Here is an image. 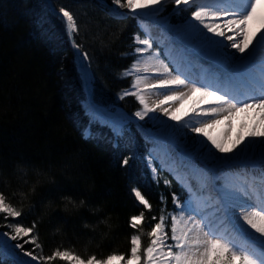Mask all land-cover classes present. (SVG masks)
<instances>
[{"label":"trees","instance_id":"1","mask_svg":"<svg viewBox=\"0 0 264 264\" xmlns=\"http://www.w3.org/2000/svg\"><path fill=\"white\" fill-rule=\"evenodd\" d=\"M52 5L55 11L46 0H0V194L22 211L15 219L0 214V232H11L15 223L28 227L35 222L45 256L59 247L82 258L123 254L127 259L134 232L129 220L143 210L132 189L138 188L152 205L145 210L141 250L157 222L151 217L158 219L165 207L164 214L173 211V193L182 202L187 195L168 175L158 185L152 179L146 166L149 145L134 124L113 147V132L86 114L75 53L53 13L62 6L76 17L77 42L95 71V101L131 116L140 105L132 96L120 100L119 94L133 78L120 76L136 59L134 36L141 33L135 18H114L97 0H52ZM190 14L182 11L172 22L184 23ZM133 154L122 166V159ZM33 187L27 197L20 194ZM161 195L167 197L166 206ZM66 196L77 203L83 198L85 205L76 208L61 199ZM105 218L107 225L100 223ZM0 264L11 263L0 258ZM51 264L67 262L57 258Z\"/></svg>","mask_w":264,"mask_h":264},{"label":"snow or ice","instance_id":"2","mask_svg":"<svg viewBox=\"0 0 264 264\" xmlns=\"http://www.w3.org/2000/svg\"><path fill=\"white\" fill-rule=\"evenodd\" d=\"M115 5L111 13L120 18H127L130 13L134 17L139 15H151L163 11L168 4L174 6V11L191 10L190 18L186 20L177 35L181 43L194 42L195 48L205 57L215 61L223 72L214 81L204 82L192 80L179 67L175 70L170 68L160 53L153 50V40L150 35L143 38L135 34L134 43L138 46L134 49L136 59L132 65L125 69L120 78L133 77L130 86L119 94V99L124 100L128 96L134 97L140 108L133 115L139 120H144L150 113L158 109L170 120L175 121L181 128L188 129L195 134L194 143L198 150L206 153L209 161H215L217 166L228 168L237 162V158L249 145L259 142L264 146V131H253L244 140V147L232 153V149H225L223 145L214 139L208 132L209 128L221 123V118L229 119L236 112L249 109H259L264 113V16L260 17L261 30L251 37L249 25L256 19L257 6L261 0H111ZM183 6V7H182ZM127 9V13L119 10ZM58 16L65 27L71 47L78 61V75L86 92L85 103L93 120L108 125L117 138L113 147H118V140L123 136L124 127L130 122L131 117L119 108L102 107L95 101L96 77L92 72L91 57L87 51L82 50V44L77 42L80 28L75 15L65 7H59ZM261 55L257 59V49ZM235 51H230V50ZM126 55V54H125ZM152 65L153 73H147V66ZM151 79L152 83H147ZM144 87H141V84ZM186 89L187 91H181ZM157 92L165 99L155 106H149L145 100V94ZM199 94L205 100L206 107L194 108L192 115L186 120H181L163 105L169 101H182L189 95ZM155 123L163 127L155 133H149L156 143H166L174 138L177 129L174 125L156 116L149 117ZM264 119V116H262ZM142 127V125L140 126ZM91 135V133H87ZM215 149V152L213 151ZM223 155L217 156L216 153ZM132 156L122 159V166H127ZM264 172V159L260 161ZM146 166L151 170L152 179L159 184V172L153 163V157L149 152L146 158ZM177 179L187 188L191 198L182 202L173 193V211L166 212V207L161 209V215L151 226L147 235L150 243L141 250V229L147 218L145 210L150 211L152 205L138 188L132 192L136 201L143 206L138 215H132L129 226L134 230L130 237V252L127 255H108L100 259L96 255L82 258L68 250L56 248L50 255H43V246L38 242V233L35 231L37 224L25 227L20 223L10 225L11 232L0 233V258L3 254L14 257L16 264H51L59 258L67 264H112L120 260L123 264H264V209L257 208L255 211H246V207L237 203L240 197H249V191L243 187L235 188L224 196L225 203L216 211L222 214L219 224L214 223L205 211L202 198L196 195L190 184L179 175ZM170 186V181H164ZM247 183V182H246ZM264 183V180L261 181ZM253 183L248 184V189L255 193ZM161 203L167 205V197L161 195ZM239 209L242 219L247 228L242 226L243 231L236 227L235 236L242 242L236 243L227 229H221L220 225L225 220H232L235 215L234 209ZM0 214L4 219H13L22 216V211L6 203L4 194H0ZM246 234V235H245ZM11 241H17L15 244ZM25 245H31L26 249ZM19 250L17 252L16 250ZM40 250L37 252V250ZM22 254V255H21ZM23 257V258H22Z\"/></svg>","mask_w":264,"mask_h":264},{"label":"bare ground","instance_id":"3","mask_svg":"<svg viewBox=\"0 0 264 264\" xmlns=\"http://www.w3.org/2000/svg\"><path fill=\"white\" fill-rule=\"evenodd\" d=\"M191 10H189V11H191ZM160 14L162 15V13L159 12V13H153L151 15H145V16L147 17L148 21H152V19H150V18H152L153 16L159 17ZM261 16H264V0H261V3L257 6L256 19L253 20L252 23L249 25L248 33H249L250 37L253 34H255L261 30V24H260V17ZM153 25L156 26L157 28L164 29L161 23L156 22ZM182 26L183 25H180V26L175 25L174 30H173L175 36H177V30L181 29ZM169 31H167V34L170 35ZM165 33H166V31H165ZM185 44L189 45L188 47L191 50H193V51L190 50L191 52L198 54L197 57L200 61L199 66H202L204 63H209V65H210V61L207 60L206 57L204 58V56L200 55L201 52H199L195 48L194 42L185 43ZM230 51H235V50L233 49ZM260 51L261 50L258 48L257 49V59H259V57H260ZM153 64L154 63L151 62V64H149L147 66V68L153 69V67H152ZM203 67L206 68V66H203ZM219 75H220V73L216 71V72L212 73V75L210 76L209 79H216L217 76H219ZM152 82L153 81L151 79H149L147 81V83H152ZM181 91H187V90L182 89ZM151 94L157 98L156 99L157 101H152V99L149 98V104H152V106H155L156 104L160 103L161 101H163L165 99V97L163 95H160L155 91L151 92ZM178 105L183 106L182 109L180 111H178L176 114V115H179V117L181 119L184 116L192 115V110L194 108L207 106L205 100H202L200 98L199 94H195V95H189L188 97H186L182 101H169V102L165 103L163 105V107L171 110L172 107L174 109H176ZM262 116H264V113H261V111L259 109H249L247 111L236 112L229 119H224L222 117L221 123L215 125L212 128H209L208 132L214 139H216L218 142H220L224 148H226L227 143L229 141L232 142L233 152L228 154L229 156H231V155H233V153L236 152L234 150V148L236 149V147L239 146V144L242 142V140L243 141L245 140V138L249 135L250 132L255 131V132L259 133L260 131H264V119H262ZM239 121H240V126L237 128V126H235V124L238 123ZM167 123L174 125L175 128H179V126H180L179 124H177L175 121H172V120L167 122ZM180 131L181 130H177V132L175 134L176 135L179 134ZM223 132H224V135L222 137V136H220V134ZM194 135L195 134L192 133V137ZM186 141H188V140L181 141V140H177L175 138H172V139L167 141V142L173 143L175 146H177L176 150L179 153V155L173 157V159L181 160V159L187 158V159L195 160L196 162H198L199 165H197V167H198L197 170H198V172H202V173L206 174L205 179H206V181H208L206 183V185H208V186L210 185L209 190L211 192L213 191V189L211 187V185H212L211 181H212V178L215 179L216 176L218 178V177H224V175H227L229 181H232L231 187H233V190L235 188H240L239 183H243L245 185L253 183V182H249L250 178L244 174L245 166H246V168H251V169L253 168L257 172L258 168L261 167V164H260L261 159H264V150L262 149V148H264V146H262L259 142H256V143L249 145L247 152L246 153L242 152L240 157L237 158V162L234 163L231 167L223 168V167L217 166L215 161L214 162L209 161L206 158L207 161L212 162L213 164L215 163V166L213 168H208L205 164H203L201 162V160L203 159L201 157H206V153L201 151V150H198V146L194 143V141L189 140L191 142V144L189 145V147H186L184 145V143ZM243 145H244V143H243ZM185 151H187V152L184 153ZM213 151L215 152V149H213ZM216 155L220 156L223 154L217 152ZM244 155H246V156H244ZM245 158L248 159V163H246V164H244L242 162V161H244ZM231 170H233V171H231ZM230 172H231V174H230ZM216 174H218V175H216ZM229 176H230V178H229ZM241 177H244V178H241ZM260 179H261V181L264 180V176H261ZM261 181L255 180L254 187L256 185L260 186V185L264 184V183H261ZM248 191H250V190H248ZM229 192L230 191H228V190H223L220 192V195L217 197L213 196L214 193L211 194L212 196L210 198H214V200L212 201L213 206H212V209L208 215H209V218L216 224H219L220 219L223 218L222 214L218 213L216 211V209L220 205H222L219 202H222V200L224 201L225 194L229 193ZM208 194H209V192H208ZM249 197L250 198L240 197V199L244 198L243 204H241L242 201L237 202L241 205H244L246 207V211H255V209L261 208L259 206V204L264 206L263 201L262 200L259 201V199H258V198H261L260 196L256 195L255 193L253 195H251L249 192ZM253 202H255V206H253ZM257 202H259V203H257ZM224 203H225V201H224ZM234 212H235V215L232 217L231 221L225 220L224 224L220 225V227H223L222 229L226 228L227 231H232L233 233H235L234 230L236 229V227L240 228L241 231H243L242 226L244 228L248 227L247 225L244 224L242 219L238 218L241 215H243L242 213L239 212V209L238 208L234 209ZM16 251L19 252L18 249Z\"/></svg>","mask_w":264,"mask_h":264},{"label":"rangeland","instance_id":"4","mask_svg":"<svg viewBox=\"0 0 264 264\" xmlns=\"http://www.w3.org/2000/svg\"><path fill=\"white\" fill-rule=\"evenodd\" d=\"M112 7L114 8L115 7V5H113L112 4ZM183 7V6H182ZM170 8H174V6L172 5V4H168L166 7H164V9H163V11H161V13H162V15L160 14V16L159 17H156V16H153L152 18H150V19H152V21L153 22H149V24H147L148 22H146V19H147V17L145 16V15H139V16H137V17H134L132 14H130V13H128L127 14V18H129V17H133V18H135V22L137 23V26H138V28H139V31H140V33H141V38H143L146 34L147 35H150L151 36V38H152V40H153V47H154V49L156 50V51H159V53H160V57H162V58H166L169 62H172V63H174V61H173V56H171L170 55V53H172L169 49H170V47L172 46V42H173V40H174V38H175V36H174V32H172V31H170V35L169 34H167V32L165 33V31L166 30H171V28H170V26L168 25V23H170L171 21H172V19L174 18V16L175 17H178V16H180L181 15V13H182V11L179 13V14H177L176 13V11H174V9H173V12L172 13H170V14H165V12H167ZM166 10V11H165ZM189 10H191V9H188V10H186V11H189ZM120 12H122V13H127V9H122V10H119ZM165 11V12H164ZM190 12V11H189ZM110 14H111V12H110ZM165 14V16H163ZM163 16V17H162ZM115 18H117V19H127V18H120V17H115ZM190 18V16L188 17V19ZM170 20V21H169ZM44 21V20H43ZM156 22H158V23H161L162 24V26H163V28L164 29H161V28H157L156 26H154L153 24H151V23H156ZM166 22V23H165ZM185 23H182V25H184ZM173 37H172V36ZM77 71H78V69H77ZM92 72H93V74L95 75V71H94V69L92 68ZM129 77H131V76H129ZM133 78V77H132ZM127 79V78H126ZM141 85H144L143 83L141 84ZM149 98H151L152 99V101H157L156 99V97H154L152 94H151V92H149V93H146L145 94V100H146V102L149 104ZM149 106H151V104H149ZM113 107V106H112ZM112 107H107V108H112ZM182 107L183 106H177V108L176 109H174L173 107L171 108V110H169L170 112H172L174 115H176L177 114V112L178 111H180L181 109H182ZM83 108H84V110H85V112H86V114L87 115H89V117L92 119V121L93 122H95V123H98L99 125H101V126H105V127H107L109 130H111V128L108 126V125H106V124H104L103 122H100V121H96V120H93V118H92V116H91V114H90V112L88 111V104H85V105H83ZM117 108V107H116ZM120 110H122L123 111V109H121V108H119ZM125 114H127L125 111H123ZM128 115V114H127ZM156 116L157 117V119H159V120H164V121H171L168 117H166V116H164L163 115V113H162V111L161 110H157L155 113H150L149 114V116L148 117H145V119L144 120H139L138 118H136L135 116H130L131 117V120H130V122L124 127V130H123V132L125 133L127 130V128L129 127V125H131V124H134V125H136V128H137V130L140 132V134L142 135V136H144L145 137V139L146 140H150V141H153V144H149L151 147H150V149H149V151H147V154H146V156L148 157V155H149V152H151V154H152V157H153V163L155 164V166H156V168L158 169V172H159V181H161V179H163L164 180V178H165V175H168V176H172L174 179H175V181L179 184V186L183 189V187L185 188V189H187L181 182H180V180L179 179H177V175H176V173L177 172H179V169L177 170L176 169V166H175V164L174 165H169V164H167V162L165 161V164L163 163V162H161V160H162V158H163V156L162 155H167L168 157H171L170 156V154L168 153V150H167V147H166V145H165V143H156L152 138H151V136L149 135V133H150V131L148 130V129H146V128H143V127H140L141 125L142 126H145V127H149V126H154V125H158V126H160V128H162L163 126L162 125H160V124H158V123H155V122H153L152 120H150L149 119V117H151V116ZM177 117L179 116V115H176ZM235 126H237V128L240 126V121L238 122V123H236L235 124ZM179 130H181L180 132H179V134H177V137L179 138V139H182L183 141H185V140H188V142L189 143H191L190 141H193V137L195 136H193L192 137V133H190L189 131H188V129H185V128H181V126H180V129ZM190 133V134H189ZM223 135H224V132L223 133H221L220 134V136H222L223 137ZM123 136H124V134H123ZM122 136V137H123ZM219 136V137H220ZM191 137V138H190ZM190 140V141H189ZM243 140H242V142L239 144V146L238 147H236V149L234 148V150L235 151H239L241 148H243L244 147V145H243ZM156 145H158V147H159V149H160V147L163 149V152L161 151H156ZM232 142H228L227 143V146H226V148L225 149H232ZM248 149V148H247ZM247 149L244 151V153H246L247 152ZM263 150H264V148H262ZM158 153H160V155L158 154ZM244 156H246V155H244ZM146 157V158H147ZM186 159V158H185ZM181 162H183L182 160H180ZM214 162V161H213ZM183 165H188L189 167H191V169L193 168V172L192 173H194L195 174V176L194 175H189L188 173L187 174H183V177H181V178H184L185 179V183H187V184H192L193 182L196 184V186L197 187H199V192L200 191H202V179L199 177V174H198V170H197V165H199V163L198 162H196L195 160H187L186 159V161H184L183 162ZM215 166V163L214 164H212L211 162H209V164H208V168H213ZM189 171V170H188ZM149 172H150V175L152 176V173H151V170L149 169ZM190 173H191V171H189ZM203 173H200V175H202ZM216 175H218V174H216ZM224 177L227 179V175H224ZM230 177V176H229ZM216 178H217V176H216ZM215 178V179H216ZM199 180V181H198ZM217 180V179H216ZM207 182L206 181H204V184H206ZM231 184H232V181H231ZM240 184H242L243 186L245 185V184H243V183H240ZM225 186V185H224ZM209 186L207 185V187L206 188H208ZM206 190V189H205ZM214 195V194H213ZM215 195H217V194H215ZM220 204H223L222 202H219ZM205 207V206H204ZM207 208V207H206ZM256 210V209H255ZM0 233H3V232H0ZM10 243H12V244H15L16 243V241H11ZM3 259H6V260H8V261H11L13 264L15 263L16 264V260H15V258L14 257H11V256H9L8 254H7V252H5L4 254H3V257H2ZM142 263V262H141ZM112 264H123V261H120V260H116V261H113L112 262ZM133 264H135V262H133Z\"/></svg>","mask_w":264,"mask_h":264},{"label":"clouds","instance_id":"5","mask_svg":"<svg viewBox=\"0 0 264 264\" xmlns=\"http://www.w3.org/2000/svg\"><path fill=\"white\" fill-rule=\"evenodd\" d=\"M33 191H34V187L33 188H30L29 191H28V193L21 192L20 194L22 196L27 197ZM61 199L68 201L69 203H71L76 208H80V207H83L85 205V200L83 198H81V200L78 203L75 202V201H73L71 197H67V196L66 197H62ZM100 223L107 225L108 224V220L106 218L105 219H102L100 221ZM84 227H92V225L88 224L87 222H84Z\"/></svg>","mask_w":264,"mask_h":264}]
</instances>
